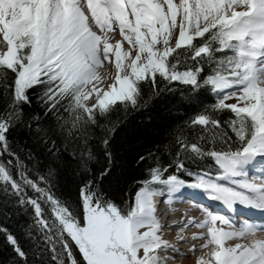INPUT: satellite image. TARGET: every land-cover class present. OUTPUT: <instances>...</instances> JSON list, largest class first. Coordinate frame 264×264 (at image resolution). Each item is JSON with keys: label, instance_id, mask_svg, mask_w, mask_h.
<instances>
[{"label": "snow or ice", "instance_id": "6c2138e0", "mask_svg": "<svg viewBox=\"0 0 264 264\" xmlns=\"http://www.w3.org/2000/svg\"><path fill=\"white\" fill-rule=\"evenodd\" d=\"M116 29L127 48L110 43ZM171 82L195 103L208 88L215 103L163 149L126 159L118 134L128 114L175 91ZM225 109L234 138L217 131ZM208 156L215 169L186 166ZM133 161L151 163L124 193ZM185 186L232 213L237 202L264 213V0H0V211L29 212L32 242L26 250L0 225L13 264H164L176 248L162 238L154 196L183 198ZM200 207L205 218L185 225L206 229L193 234L207 249L195 264H264V220Z\"/></svg>", "mask_w": 264, "mask_h": 264}, {"label": "trees", "instance_id": "16d2710c", "mask_svg": "<svg viewBox=\"0 0 264 264\" xmlns=\"http://www.w3.org/2000/svg\"><path fill=\"white\" fill-rule=\"evenodd\" d=\"M183 47V46H182ZM181 49H177L180 51ZM207 66H205V74H207ZM160 77H157V82H160ZM171 87H174L175 91L163 92L160 98L156 100L154 104H151L147 111H140L136 113L128 114V123L125 129H122L118 134V140L125 141L126 159L131 160L133 156L139 152L141 155L147 151L156 152L159 147L163 149L165 144L173 142L174 134L178 128L184 126V123L190 118L199 113L201 108L209 106L215 103L212 93L208 88L198 90L196 96L199 103L189 102L182 98L181 91L186 88L178 82H171ZM190 87V86H188ZM36 103L33 100V111L36 110ZM151 119H148V117ZM232 117L230 110H221L219 113V119L221 121V128L217 131L227 132L233 136L228 124L225 123ZM22 139V134L18 137ZM175 152V146L173 147V154ZM162 163H170L171 156L167 151H161L156 153ZM104 161L101 159L99 163L92 162L94 169H100L101 164ZM151 162L146 161L144 164L137 166L135 161L130 166L125 168V174L121 179V187L124 189V193H134L139 186V182L146 178V165H150ZM186 166L196 170L200 169H215L216 166L213 163V159L208 156L203 160L196 159L195 163L186 162ZM175 169H171L174 171ZM185 179H192L181 173ZM63 183V182H62ZM73 185L69 183L67 185V191L73 189ZM59 191V189H58ZM116 195H121L120 192H116ZM127 198V195H125ZM7 213L0 211V225L5 226L10 230L26 250L32 248V242L26 236V229L30 224V214L23 210H18L9 207ZM35 235V233H34ZM16 256L12 250V247L7 242L5 234L0 232V264H13ZM33 259L32 255L29 256V260Z\"/></svg>", "mask_w": 264, "mask_h": 264}, {"label": "bare ground", "instance_id": "6f19581e", "mask_svg": "<svg viewBox=\"0 0 264 264\" xmlns=\"http://www.w3.org/2000/svg\"><path fill=\"white\" fill-rule=\"evenodd\" d=\"M83 7L85 8V10H87L86 3L83 4ZM94 30H98V29H95L94 26ZM109 37H110V43H114L115 40L120 39L122 46L124 48L128 47L127 42L123 41V39L119 36L118 29H116L113 32H110ZM110 70L112 69H109L108 67H101L100 72L102 75H104ZM249 173L252 175L251 172ZM167 198L168 196H165L164 199L163 198L161 199L163 200V202L161 200L155 202L156 209L158 208L156 210V216L158 217V220L160 221L161 225H163L162 238L168 240L170 244H174L176 248V251H172L171 249L168 251V255L165 256L164 264H195L196 258L200 256L203 252H206L207 249L200 247V245L204 243L202 241V239L204 238L199 236H194L193 234L198 233L197 230L199 229H201L202 232L206 231V229L196 227L195 225H190L185 227V225H187L188 217H193L197 222L203 220L205 218L203 209L197 206H192L189 208L180 207L179 204H178L179 206L175 204L176 202H178V200H173L172 202L173 204H168ZM238 205L242 207H246L244 205L239 204L238 202L235 203L234 206H238ZM167 207H170V209L169 212H167L166 214L165 209ZM257 236H264V235L261 234ZM180 237H183V239H179ZM193 241H198L195 244L196 249L194 251H190ZM230 242L234 243L236 241L233 240ZM161 255L164 256V253L162 252Z\"/></svg>", "mask_w": 264, "mask_h": 264}, {"label": "rangeland", "instance_id": "374dc122", "mask_svg": "<svg viewBox=\"0 0 264 264\" xmlns=\"http://www.w3.org/2000/svg\"><path fill=\"white\" fill-rule=\"evenodd\" d=\"M170 43L174 46L175 44V41L174 40H171ZM180 83V82H178ZM232 102H235L234 98H230L229 100L226 101V103H232ZM231 112V111H230ZM232 114V113H231ZM233 115V114H232ZM202 242V241H200ZM204 242V241H203Z\"/></svg>", "mask_w": 264, "mask_h": 264}]
</instances>
